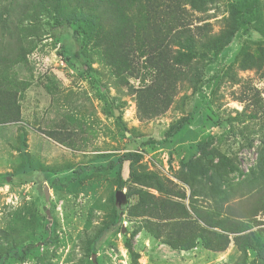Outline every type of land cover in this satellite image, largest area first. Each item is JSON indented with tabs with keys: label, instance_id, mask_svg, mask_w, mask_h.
<instances>
[{
	"label": "rangeland",
	"instance_id": "rangeland-1",
	"mask_svg": "<svg viewBox=\"0 0 264 264\" xmlns=\"http://www.w3.org/2000/svg\"><path fill=\"white\" fill-rule=\"evenodd\" d=\"M204 1L203 11L186 6L189 23L209 24L210 34L219 35L228 28L229 4L234 0ZM52 25L39 26L31 38L34 50L27 56L26 68L15 69L14 79L30 83L17 95L20 119L0 125V230H14L29 247L27 254L1 248L0 264H133L126 240L134 232L130 243L139 255L137 264L259 261L255 249H248L245 257L234 236L219 254L206 250L201 241L189 251L174 249L164 236L152 239L144 217L133 216L132 207L137 190L157 194L141 180L143 174H154L166 186L185 192L187 206L192 195L198 206L211 212L226 190L214 189L210 176L204 175L214 156L233 163L235 171L229 178L236 187L259 178L264 154V64L243 70L239 54L243 47L255 52L264 38L251 27L241 29L214 64L205 70L199 65L196 87H178L168 110L145 117L138 108L139 81L117 84L96 57L92 68L100 73L89 71L76 57L80 46L74 29ZM73 117L77 124L69 121ZM180 119H185V126L169 137L168 130ZM51 132L64 143L50 138ZM129 152L141 155L135 165L121 161ZM119 173L129 198L122 216L115 204ZM240 190L232 201L235 205L242 200ZM253 225L246 234L263 227Z\"/></svg>",
	"mask_w": 264,
	"mask_h": 264
},
{
	"label": "trees",
	"instance_id": "trees-1",
	"mask_svg": "<svg viewBox=\"0 0 264 264\" xmlns=\"http://www.w3.org/2000/svg\"><path fill=\"white\" fill-rule=\"evenodd\" d=\"M204 3V0H0V125L20 119L17 95L29 88L30 83L13 77L17 76L16 68H26L27 56L34 50L36 31L44 23L74 29L80 46L76 57L89 71H95L92 62L96 57L103 68L109 69L117 84H128L131 79L139 81L140 116L155 117L164 113L173 103L176 89L184 84L196 87L199 65L205 70L214 64L241 29L251 27L264 38V0L231 2L228 28L216 36L210 34L209 24L192 27L187 18V5L201 11ZM239 58L243 70L262 68L264 42L255 52L243 47ZM69 121L77 124L74 117ZM184 126L185 119H180L167 135L175 137ZM47 135L64 143L57 133ZM140 159L141 155L129 152L121 161L135 165ZM258 165L259 178L247 186L236 187L229 178L235 171L233 163L226 157L208 159L204 175L210 176L214 189L218 190L216 186L226 189L225 198L211 212L198 206L192 195L189 200L193 202L187 206L185 192L166 186L154 174H143L141 180L149 182L148 188L157 194L137 190L133 216L144 217L145 229L152 239L164 236L179 251L197 248L201 241L206 250L219 254L228 249L234 236L236 246L245 257L248 249H255L260 259L255 264H264V154ZM118 180V189L123 190L125 180L121 173ZM239 190L240 199L245 200L249 194L250 197L246 201L238 200L235 205L232 201ZM114 216L118 217L116 213ZM259 216L262 221L257 220ZM253 224L263 227L246 234ZM136 234L132 233L126 240L133 264L139 260L130 243ZM26 247L14 230H0V249L8 252L21 249L27 254L29 247Z\"/></svg>",
	"mask_w": 264,
	"mask_h": 264
},
{
	"label": "water",
	"instance_id": "water-1",
	"mask_svg": "<svg viewBox=\"0 0 264 264\" xmlns=\"http://www.w3.org/2000/svg\"><path fill=\"white\" fill-rule=\"evenodd\" d=\"M45 192H46V198L48 200L49 199V194H48L47 187H46ZM115 200H116L115 204H116V207H117V211L119 212V215L122 216L123 212L126 210V208L128 207V204H129L128 195L125 192H123L122 190H118L116 192V195H115ZM122 230L124 232V227L122 228Z\"/></svg>",
	"mask_w": 264,
	"mask_h": 264
}]
</instances>
